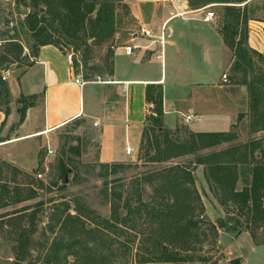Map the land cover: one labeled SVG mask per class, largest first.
<instances>
[{"label":"trees","instance_id":"16d2710c","mask_svg":"<svg viewBox=\"0 0 264 264\" xmlns=\"http://www.w3.org/2000/svg\"><path fill=\"white\" fill-rule=\"evenodd\" d=\"M19 1L23 5L29 4L31 10L19 21V28H12L13 33L8 37L9 42H16L12 44L15 50L21 51V40H24L30 58L37 57L40 47L44 45L50 44L58 49L71 46L74 52H80L83 46L81 65L85 69L79 70V60H75V73H81L83 80L88 81L91 69L101 81L110 80L108 77L113 72L114 35L119 32L120 24L116 0ZM203 1L202 5L211 2L222 3V24L218 31L223 43L232 53L231 67L241 73V84L248 88L249 132L263 130L264 78L260 79L254 72L257 69V61L262 60L264 56L251 48L247 42V22L251 19L249 13L253 10L246 8L245 4L243 8L232 4L244 0ZM88 40L94 45L103 43L108 45L104 67H90ZM2 61L8 64L16 61V58L5 55L0 59V63ZM3 87L6 103H9L7 85ZM28 96V101L22 94L17 99L20 115L14 126L23 121L27 108L34 105L38 97L37 94ZM145 97L151 104V111L145 118L136 162L129 164L123 161H99L97 164L98 175L103 178L101 192L108 204L107 215H102L79 202H75L77 205L73 208L67 202H60L51 207L48 229L57 232V236L67 232L71 236L73 231L78 239L89 234L91 237L105 235L110 240H115L122 234L134 238L137 236L139 247L143 246L147 251L141 254L137 261L139 264H186L189 260L195 264L188 253L197 249L198 242H205L207 235L200 231L201 220L198 215L204 212V205L195 185L194 170L198 165H202L203 177L213 197L221 206L230 207L238 212L237 216L217 217L208 224V229L213 232L212 239L216 240L219 230L236 237L243 228L242 216L245 217L247 230L248 224L255 226L264 224V161L254 156L255 150H262V140L253 138L216 150L219 144L232 140L234 134L225 131L193 132L183 128L186 131L183 137L181 127L173 131L163 127L161 85L148 84ZM4 114L6 119L8 110H5ZM244 115L241 113L238 118ZM7 139L9 138L0 137V142ZM74 139L76 144L69 146L68 149L78 154L79 138ZM213 147L215 150L211 149ZM206 148L210 150L203 152L202 150ZM183 158H187V161L180 162ZM139 162L160 165L140 174L138 178L133 177L138 185L141 181L150 184L152 193L148 200L142 198L144 188L136 186L123 195L117 186L109 184L108 181L110 174L114 175L131 165L137 166ZM75 166L73 158L69 157L68 163L61 160L60 178L63 180V175L70 170L73 171ZM240 181L243 184L239 187ZM65 182L63 181L61 187L66 186ZM29 183L25 181L14 184L13 203L35 196V190L27 193L26 188H21ZM35 205L40 208L42 202ZM35 211L31 210L27 214L30 225L34 224ZM60 243L61 240H58L53 242L52 246L58 249ZM90 249L93 253H98L96 248Z\"/></svg>","mask_w":264,"mask_h":264},{"label":"rangeland","instance_id":"374dc122","mask_svg":"<svg viewBox=\"0 0 264 264\" xmlns=\"http://www.w3.org/2000/svg\"><path fill=\"white\" fill-rule=\"evenodd\" d=\"M27 2L29 1L27 0ZM186 3L187 8H192L202 6L204 1L186 0ZM21 4L19 0H0V59L5 55L16 58V61L12 63L7 64L5 61L0 63L1 138H10L15 135L18 126H14V124H16L20 115L19 104L17 103L18 96L15 98L10 96L9 103H6L3 86L6 84L9 91L8 82L13 84L16 77L27 69L32 62V59L28 56V49L25 46L24 40H21V51L15 50L12 46L16 42H9L8 40L9 35L13 33L12 28H19V21L23 18L20 12ZM170 4L172 8L175 6L171 1ZM23 6L28 12L31 10L29 4ZM243 6H240V8H243ZM245 6L253 10V12L249 13L251 19L247 22L248 42L251 31L254 32L261 28L258 31L264 36V0H249L245 3ZM116 7L120 24L118 27L119 32H116L114 35V50L121 48V45H125L130 38L128 33L136 31L138 27L130 11L131 6L125 0H116ZM211 9L214 10L217 16L211 22V26L219 33L218 29L222 24L223 6L217 4L212 6ZM191 17H195V15L188 14L179 16L172 20L170 24H180L185 22L182 18L186 19ZM179 41L182 48L178 51L175 48H169L168 45H165L167 54H164L163 62L165 61L166 65L163 64V70L167 76V83L168 79L170 80V54H173L174 57L177 56L182 61L184 60L182 56L185 55L186 58V51H188L189 57H197L198 62L196 65H204L201 63L203 60L201 44L196 43L190 37L181 38ZM87 44L90 46V59L88 61L90 67H104L108 45L106 43L94 45L91 40H88ZM11 47L13 48L12 51L10 50ZM185 48H188V50H183ZM224 48V65H219V60L216 61L215 58L213 68L210 71L203 72L211 77V80L216 86L217 82L221 80V73L223 72L227 75V82H221L227 86H223L217 90L215 89V100L219 103V109L227 111L226 114L230 118H227L226 121L231 119L234 123L228 128L226 121L215 119L214 127L215 130L228 129L225 132H232L234 138L229 142L219 144L216 146V150L229 145L244 143L253 138H261L262 150H255L254 156L256 159H262L264 161V129L255 133L249 132L248 88L246 85L241 84V73L234 71L231 67L233 62L231 51L226 45ZM59 50L60 53L64 50L65 53L63 54L65 59H67L68 54H72L73 67L75 60H79V62L77 61L79 70L85 69L81 65L83 46L80 52H74L71 46H65ZM257 51L261 52L264 56V49ZM217 56H219V53L215 55V57ZM256 66L257 69L254 74L260 79H263L264 57L262 60L257 61ZM90 74V80L86 81V85L84 86V103L85 105L90 103L89 108L99 111L102 108L104 96H109V94L115 95V91L113 88H106L104 82H101L99 77L96 76V73L92 72L91 69ZM188 76L182 74L181 79L183 82L190 81ZM190 77L192 80L198 79V81L199 79H208L193 78L192 75ZM13 88L15 90L14 86ZM206 92L208 93L209 90ZM22 95L26 97V101L29 100L28 95ZM38 97L40 96L38 95ZM5 110L9 112L6 119H4ZM241 113L245 115L238 118V115ZM195 121L192 120L190 124L193 125ZM180 127L181 136L184 137L186 135L185 130H189L187 124L181 121ZM71 128L72 126L67 125L31 139L0 146V264H139L137 261L140 259L141 254L147 252L143 246L142 248L139 247L137 236L134 238L128 234H122L118 235L115 240H110L105 235L91 237L89 234L78 239L73 231L71 232V236L68 234L69 232L61 233L57 236V232L54 233L48 229V219L52 212L51 207L54 204H60V202L69 203L71 208L77 205L75 202H79L87 208L98 211L102 215H107L108 213V204L105 202L101 192L103 178L98 175L99 167L97 165L99 162L98 140L100 125L98 123L94 125L91 119H82L72 128V131ZM76 137L79 138L77 140L80 143L78 154L68 149L69 146L76 144V140L74 139ZM49 149L52 150V153H49ZM69 157L73 158L76 166L73 171L70 170V172L64 174L62 180L60 178V161L63 160L68 163ZM136 160L137 158L134 160L128 159L123 162L133 164ZM185 161H187V158H183L180 162ZM156 166L160 165L141 164L140 162L137 166L131 165L114 175L110 174L108 176L109 184L117 186L123 192V195L127 190L135 189L136 186L140 189L144 188L142 198L148 200L152 193L150 184L141 181L138 185L135 183L133 177L137 176L136 178H138L140 174ZM194 174L195 185L200 194L202 193L212 198L213 195L208 189L204 177L202 179L200 174L196 172ZM64 178H66V186L61 187ZM25 181L30 182L27 185L28 187L21 188H26L27 193H30L32 189L35 190V196L24 201L13 203L14 184H20ZM242 184L243 182L240 181L238 186L240 187ZM37 202H42L40 208L36 207L35 204ZM31 210H36L33 225L29 224L27 215ZM122 212L124 213L125 210L123 209ZM237 213L236 210L230 207L225 208L221 206L216 198L215 205L208 204L204 207V212L201 215L199 214L198 218L201 220L200 231L207 235L204 239L205 242H198L196 244L197 249L188 253L195 264H264V224L259 226L248 224L249 229L247 230L245 228V217L242 216L241 225L243 228L236 237L227 233V236L225 234L221 238L218 235L216 240L212 239L213 232L208 229V224L215 221L217 217L227 215L237 216ZM31 226H33L32 229ZM219 231L218 233H220ZM64 234H68L69 237ZM58 240H61V243L57 249L52 244ZM90 247L96 248L98 253H93ZM186 264H192V261L189 260Z\"/></svg>","mask_w":264,"mask_h":264},{"label":"crops","instance_id":"0c3cea01","mask_svg":"<svg viewBox=\"0 0 264 264\" xmlns=\"http://www.w3.org/2000/svg\"><path fill=\"white\" fill-rule=\"evenodd\" d=\"M125 1L131 6L130 11L138 27L144 24L152 28L156 34L164 32L162 54L159 43L145 36H138L132 41L128 39L127 43L135 46L129 55L125 54L122 48L115 49L112 57L113 72L108 77L110 80L104 82L106 88L114 89L115 95L104 96L102 108L100 106L101 109L95 111L96 109L89 108L90 103L85 105L83 96L86 83L82 88L75 82L74 78H82V75L75 73L74 67L67 63L63 52L60 53L57 47L50 44L40 47L37 57L30 58L32 62L28 68L16 77L13 84L8 82L12 98L19 97L20 94H37L40 97L36 98L34 105L27 108L15 135L0 142V146L31 139L67 125L72 126L82 119H91V122L97 121L100 125L98 140L100 162L134 160L138 156L145 118L151 111V104L145 97L148 84H159L162 87L164 128L175 130L180 127L183 115L191 113L192 119L185 123L193 132L228 130H215L214 127L215 119L226 121L230 118L226 110L219 109V103L215 100V89L226 87L227 85L221 82L227 81H223L221 77L216 86L211 77L203 73L213 68L215 58L216 61L219 60V65H224L225 44L221 35L211 26L212 21H203L201 14L196 11L199 7L187 8L186 1L181 3L173 0ZM170 1L175 5L173 8ZM188 14L195 17L182 18L185 22L180 24H170L176 17ZM253 28L255 29L254 25ZM258 30L251 31L248 44L262 51L264 36ZM187 37L201 44L203 56L201 63L204 65H196L197 57H189L188 51L186 58L185 55L182 56L184 59L182 61L170 54V80L168 79L167 83V76L163 70V64L166 65V62H163L164 54H167L165 45L175 48L176 51L181 50L179 40ZM218 53L217 58L215 55ZM182 74L189 75L190 81L183 82ZM190 75L193 78L208 79L192 80ZM192 120H196L193 125L190 124ZM233 123L234 121L230 119L226 121V126L229 128ZM127 146L132 148L129 154L125 152ZM211 149L215 150V147ZM209 150L206 148L202 151ZM194 172L200 174L203 179L202 165H198ZM201 196L204 207L208 204L215 205L213 196L209 198L202 193ZM219 232L221 238L225 234L227 236V233Z\"/></svg>","mask_w":264,"mask_h":264},{"label":"built area","instance_id":"2783aa9c","mask_svg":"<svg viewBox=\"0 0 264 264\" xmlns=\"http://www.w3.org/2000/svg\"><path fill=\"white\" fill-rule=\"evenodd\" d=\"M173 1L174 2L178 1L181 3L182 1H186V0H173ZM248 1L249 0H244L243 2L232 3V4L237 5V6H243ZM217 4H222V3H216V2L207 3V4L202 5L199 8H197L196 11H198L201 14V18L203 21H206V22L213 21L217 16H216L214 10L211 9V7L215 6ZM138 36H145L146 38L151 39V41H153V42L157 41L160 45L161 54H162V50H163V46H164V40H165V35H164L163 31H160L159 34H156L152 30V28L143 24V25H140L136 31H132L129 33V37H130L129 41L134 40ZM133 47H135V46H133L132 44H129V43H126L125 45H121V48L123 49L124 53L128 54V55L132 53ZM67 63L69 65L73 66L71 53L67 55ZM221 77H222L223 81H227V75L225 73H223L221 75ZM2 78H4V76H2ZM74 80L81 87L86 83V81H84L82 78H79V77H75ZM101 82H105V81H101ZM192 117H193V114H191V113L185 114V115H183V121L187 123L192 119ZM93 124L97 125V121H94ZM131 150H132V148L127 146L125 148L126 154H129L131 152ZM48 151H49V153H52L51 149H49ZM38 175H40V174H38Z\"/></svg>","mask_w":264,"mask_h":264},{"label":"water","instance_id":"95a60500","mask_svg":"<svg viewBox=\"0 0 264 264\" xmlns=\"http://www.w3.org/2000/svg\"><path fill=\"white\" fill-rule=\"evenodd\" d=\"M20 12L23 16H25L28 13L27 9L22 4L20 5ZM242 89H244V87H242ZM75 126L76 124H73L72 128H74ZM64 181H66V178H64Z\"/></svg>","mask_w":264,"mask_h":264}]
</instances>
